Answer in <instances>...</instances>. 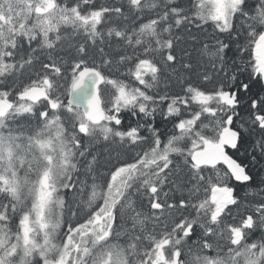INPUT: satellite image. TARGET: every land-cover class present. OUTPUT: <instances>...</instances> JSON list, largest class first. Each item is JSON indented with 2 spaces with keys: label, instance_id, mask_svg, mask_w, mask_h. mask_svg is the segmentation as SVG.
Wrapping results in <instances>:
<instances>
[{
  "label": "snow or ice",
  "instance_id": "6c2138e0",
  "mask_svg": "<svg viewBox=\"0 0 264 264\" xmlns=\"http://www.w3.org/2000/svg\"><path fill=\"white\" fill-rule=\"evenodd\" d=\"M0 264H264V0H0Z\"/></svg>",
  "mask_w": 264,
  "mask_h": 264
}]
</instances>
